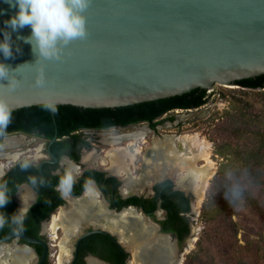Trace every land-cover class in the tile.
<instances>
[{
  "label": "water",
  "instance_id": "obj_1",
  "mask_svg": "<svg viewBox=\"0 0 264 264\" xmlns=\"http://www.w3.org/2000/svg\"><path fill=\"white\" fill-rule=\"evenodd\" d=\"M16 11L0 0V39L9 31L13 45V56L5 59L0 54V62L10 66L16 84L8 87L7 80H0V99L12 112L37 106L47 107L51 114L59 106L128 107L215 85L236 86L237 81L264 75V0H91L85 12L87 38L72 41L59 61L37 58L23 39L31 35L30 27L12 31L5 25ZM183 113L176 117L184 118L192 110ZM184 191L188 194L189 188ZM151 226L153 234L142 238L144 251L152 253L156 240H161L166 249L164 256L155 257V264H181L192 235L176 253L169 247L170 236ZM89 227L77 239L76 251L79 241L91 234L108 236L119 246L116 234ZM14 241L23 245L15 250L36 258L35 264L45 262L47 245L20 229L0 239V250ZM30 245L42 246V255L38 257Z\"/></svg>",
  "mask_w": 264,
  "mask_h": 264
},
{
  "label": "rangeland",
  "instance_id": "obj_2",
  "mask_svg": "<svg viewBox=\"0 0 264 264\" xmlns=\"http://www.w3.org/2000/svg\"><path fill=\"white\" fill-rule=\"evenodd\" d=\"M259 92L261 91H249L238 86L215 85L206 91L208 96L206 105L192 110V113L184 118L176 117L172 122L166 121L154 134L146 133L142 141L144 143L136 142L141 149L138 159L132 164L129 159L126 160L128 173L131 177L138 178L142 170H149L142 168L143 160L149 159L146 155L147 150L152 149L153 141L163 138H172L176 154L183 159L193 157V164L197 168L205 165L200 159V150L208 154L213 174L208 180L200 205H196V198L192 199L191 207L194 214L190 216V234L193 242L185 248L181 264H260L264 254V209L252 206L256 195L249 197L244 193L252 190L250 180L253 175L248 169L247 162L253 159L257 151L260 153V175H264V145L261 146L260 143L261 137H264V98ZM175 113V116L185 114L182 111ZM134 131L135 129H128L116 132L115 135ZM195 135L201 142L203 141L204 148L195 147L181 140L183 136ZM254 136L257 138L256 142L252 141ZM88 140L90 147L87 151L101 157L111 148L92 139ZM129 143L125 140L113 147H126ZM176 144L181 145V152ZM8 154L7 148L0 149V166L6 164L8 158L5 155ZM171 170L167 172L165 178L178 185V180L183 176L184 171L178 167ZM219 179L221 182L217 183ZM187 183L188 181L185 182ZM220 185L221 189L218 190L217 186ZM122 188L123 186L120 190H123ZM190 189L192 191V188ZM211 197L212 201L209 200ZM259 199L261 200V197ZM16 200L19 201L18 197ZM218 207L220 216L215 220L209 219L208 213ZM61 208L54 215H57ZM138 214L141 215L139 212ZM143 220L144 223L152 221L145 217ZM50 221L51 218L44 224L45 230L48 229L47 236H51L48 262L57 264L58 244L63 235L60 229L56 233L58 240L52 238L49 230ZM126 231L128 234L134 233L132 230ZM120 243L123 244L121 240ZM72 245L73 239L65 246L69 252L72 250ZM19 246L23 245L14 241L3 246L2 249L8 247L12 249L9 252H13ZM127 252L130 254L127 264H134L132 256L135 249L129 247ZM27 256L32 258L28 253ZM67 256L65 264L69 262ZM36 261V258H32L28 264H35Z\"/></svg>",
  "mask_w": 264,
  "mask_h": 264
},
{
  "label": "flooded vegetation",
  "instance_id": "obj_3",
  "mask_svg": "<svg viewBox=\"0 0 264 264\" xmlns=\"http://www.w3.org/2000/svg\"><path fill=\"white\" fill-rule=\"evenodd\" d=\"M175 112L176 111H169L161 115L160 117L155 118L153 122L157 123L156 127L164 125L165 122L168 121L166 120V117L167 119L176 118V116L174 115ZM134 116L137 117L136 115ZM123 119L124 118H119V116H116L114 114V116L110 117V120L113 121L114 123L116 122L115 125H112L104 129L77 128L68 133H64L62 134V136L58 137V134L62 132V130L58 129L56 120L54 118H51L50 121H47L48 123H46V125L42 124V121L37 120V122L40 125L36 127V130L34 131L20 132V131L10 130L9 133L0 136V149H2L3 147L7 148L9 151L8 155L17 156L16 159L14 160L12 158H8L6 164H2L0 166L1 167L0 181L8 172L14 170L13 171L14 175L11 176L8 179V181L10 188L9 189L10 197L12 198V201L15 203V209H14L15 213L19 210L18 207L20 208V205H18L19 202L16 200V198L18 197L21 190H26L30 194V199L27 201L25 205L26 211L23 215H25L35 205L39 195L46 194V192L48 191L51 190L54 191L57 194L58 198L62 200V204L59 205L56 208V210L48 216L47 219L41 221L36 230V238L34 239L41 240L44 244L47 245L48 248V255L43 264H49L48 262V258L50 255L49 241H51V236L50 237L47 236L48 229L45 230L44 224L48 222L50 218H52L51 216L54 215L60 207L62 208L67 207L70 201H75L80 199L89 187L94 188V191L98 195V199L102 201L103 207L107 212L119 214L120 210L129 207V205L128 206L124 205V202L127 199L136 198V199H140L141 201L149 200L154 195V187L156 185L165 182H170V186H169L170 193H174V192L181 193L186 201V205H188L187 211L184 210L185 208L184 205H180V204L176 205L175 209L178 210L177 212L178 217L183 220L177 221L171 225L169 224V227L171 226L173 231L165 232L163 230L164 227L163 223L167 222L168 214L164 210L158 208L157 206L154 208L150 216L146 215L141 210L140 207H135V206H130V207L136 208L138 210L136 213L139 212L145 218L151 219L152 221H150L149 223H151V225L153 224L156 225L159 228V232L161 234L170 236L169 247H172V250H174V252L180 253L183 251L185 242L190 236V216L193 215L192 214L193 208L191 207L193 197L190 188L188 194H186L184 191L185 189L179 187L178 185H175L168 178H165L167 176L166 173L163 176L160 175L157 176V174H155L156 176L152 178V181H156L155 184L153 185L151 184L149 187H146L147 189L145 188V190L142 193L139 194L123 193L122 190H120V187L123 186L125 177H131L129 173L128 176L127 175L118 176L114 172L103 167L100 164V158H101L100 155H97V158L94 162L86 163L84 161V159L88 156V154L94 153L87 151L90 147L88 139H92L93 141L99 142V144H101L100 143L101 135L110 134V133L111 134L113 133V135H115L116 132H120L128 129H136L140 127L145 128L147 133L154 134L157 132L149 128L148 124L143 121L129 123L127 125H120L119 121ZM90 120L96 123H103L107 119L97 117V118H91ZM22 122H23L22 124L27 125L28 127L31 121L28 119H22ZM13 123L14 121L12 122V124ZM74 126L75 123L74 125L73 124L68 125L64 130L71 129ZM148 129H150V131H148ZM74 137L78 138L80 141L79 142L75 141ZM6 140H11L12 144L9 145V143H5ZM6 144L7 147H5ZM136 147L137 146H135V148ZM176 147L178 148L179 152H181L182 150L181 145L176 144ZM135 148L134 147L131 148L130 153H132V151ZM153 154L154 153L152 152L151 149L147 150L146 152V155L149 156L150 158L154 157ZM103 157H105V154L103 155ZM25 162H27L29 164V167H31L32 169L29 168L22 169L21 165ZM145 167L146 166H144V168ZM68 172L72 173L73 182L68 194L62 195L59 189L60 181ZM161 178H165V179L159 180ZM33 179L37 181L36 185H33L31 183V180ZM41 181H43V184L40 183ZM89 226H90L89 224L84 223L80 227L81 228L80 232L75 231L72 235H70L67 243L73 239V245H72V250L70 252L68 251L69 254L67 256V259H69V262L67 264H81V263L88 264L89 261H93L95 264H112L109 261L102 259L97 254H92L88 251H83L81 253L79 252V244L81 240L87 236L83 237L79 241L78 249L76 251L77 239L81 234H84L91 230V227ZM129 230L133 231L134 229L132 227V229ZM127 234L128 232L125 233V235ZM54 239L58 240V236L55 235ZM109 239L111 240V238ZM18 242L21 243L20 241ZM67 243L64 246H66ZM113 244L115 248L119 251L120 264H127V261L130 258V254H128L127 252L129 247L124 245V243L123 244L119 243V246L114 242ZM39 247L42 248V253H43V247L42 246ZM30 248L36 254L35 250L31 247V245ZM145 260L146 259H144L143 261L145 262V264H150L149 261H145Z\"/></svg>",
  "mask_w": 264,
  "mask_h": 264
},
{
  "label": "trees",
  "instance_id": "obj_4",
  "mask_svg": "<svg viewBox=\"0 0 264 264\" xmlns=\"http://www.w3.org/2000/svg\"><path fill=\"white\" fill-rule=\"evenodd\" d=\"M235 85L239 88L249 91H261L259 93H262V96L264 98V75L237 81ZM207 98L208 96L206 91L195 89L181 96H175L168 99L114 109H83L72 106H59L57 107L56 113L51 114L48 108L45 106L23 108L12 112L11 123L8 125L6 130L0 132V136L9 133L10 130L20 132L34 131L36 130V127L40 125L37 120L42 121V124L46 125V123H48L47 121H50L51 118H54L56 120L58 129L62 130V132L58 134V137L77 128L104 129L115 125L116 122L114 123L110 120V117L114 116V114L116 116H119V118H124V121H119L120 125H127L129 123L143 121L148 124L149 128L154 130L157 125V123L153 122L155 118L160 117L161 115L169 111L185 112L188 110H197L206 105ZM134 115H136L137 117H135ZM97 117L107 120L103 123H96L90 120L91 118ZM22 119H28L31 121L28 127L27 125L22 124ZM13 121L14 123L12 124ZM168 121L172 122L173 118H168ZM74 123V127L68 130H64L68 125H74ZM74 138L75 141H80L78 138ZM256 140L257 138H255L254 136V139L252 141L256 142ZM260 143L261 146L264 145V137H261ZM259 154L260 153L257 151L254 154L253 159H249L247 162L248 169L253 175V178L250 180L252 190L249 191L250 193H244L249 197H252V195H256V200L252 201V206L255 208L262 207L264 209V175H260L261 164L259 161ZM28 168L32 169L31 167ZM13 171L14 170L8 172L0 181V183H7L8 188V179L14 175ZM220 182L221 179H219V182L217 181V183ZM169 186L170 182L156 185L154 187V195L151 197V199L141 201L140 199L129 198L124 202V205L140 207L141 210L149 216L156 206L164 210L168 214V220L167 222L163 223V230L165 232H171L173 231V229L171 228V226L169 227V224L171 225L177 221L183 220L178 217V210L175 209L176 205H184L185 211L188 210V205H186V201L181 193H170ZM217 188L218 190L221 189V185L217 186ZM259 197H261V200L259 199ZM173 199H175L176 201ZM211 199L212 197L209 200L212 201ZM61 204L62 200L58 198L57 194L52 190L48 191L46 192V194L39 195L35 205L25 215H23V219L20 224H14L11 222L10 216L15 214V203L10 197L7 205L3 209H0V215L6 216L7 218V222L2 227H0V238H3L12 229H20L28 237L36 238V230L39 223L47 219L48 216L53 213ZM219 210L220 208L218 207L211 211V213H208L207 216L209 217V219H217L221 213ZM31 247L35 250L38 256H41L42 248L36 245H31ZM83 251L97 254L102 259L109 261L112 264H120L119 251L115 248L113 242L104 235L92 234L83 238L79 244V252L81 253ZM260 264H264V254L262 256Z\"/></svg>",
  "mask_w": 264,
  "mask_h": 264
},
{
  "label": "bare ground",
  "instance_id": "obj_5",
  "mask_svg": "<svg viewBox=\"0 0 264 264\" xmlns=\"http://www.w3.org/2000/svg\"><path fill=\"white\" fill-rule=\"evenodd\" d=\"M146 133L147 131L145 128H136L135 131L131 133L129 132L121 135H113L110 133L101 135L100 143L111 146V148L105 153V157L100 158V163L118 176H128V164L126 160L129 159L132 164L138 159L141 149L137 146L136 142H142ZM125 140L130 142L126 147H113ZM181 140L184 143L187 142V144L195 145V147L197 146L198 148L204 146L202 144L203 141L201 142L197 138V135L183 136ZM5 143L11 145L12 141L6 140ZM135 146L137 147L135 148ZM5 147H7V144ZM133 147L135 149L130 153V149ZM151 150L154 153V157H149L147 161L144 159V165L142 166L143 169L148 168L149 170H142V173L140 172L141 174H139L138 178L125 177L122 192L142 193L146 187L151 185L153 182L152 178L156 176L155 174H157V176H163L169 170L172 171V168L178 167L184 171L183 176L178 180V186L183 189L192 188V193L197 200L196 205H200L203 200L208 180L213 174L212 163L208 158V154L205 151L200 150L199 156L200 159L205 162V165L197 168L193 164V157L183 159L176 154L172 138H165L162 141H153ZM5 156L7 158H12L13 160L17 157L10 155ZM96 158L97 155L92 153L89 154L84 161L86 163H91L94 162ZM144 166L146 167L144 168ZM186 181H188V185L185 184ZM29 199V192L21 190L18 195L20 209L23 207V204L25 209V205ZM84 223L101 226V228H104L112 234H116L119 241L121 240L126 246L134 248L135 253L132 256L134 264H145V262H143L144 259H146L145 261H149L150 264H155L157 263L155 262L157 261L155 259L156 256H164L166 245L161 240H156L157 244L154 245L152 253L147 254L146 251H144L147 246H145L146 244L142 241L143 235L153 234V228L150 223H144L142 216L132 209L122 210L119 214L107 212L103 207L102 201L98 199V195L94 191V188L89 187L80 199L70 201L67 207L61 208L57 215H53L51 218L49 228L52 238H55L58 229H61L63 232V238L58 244L59 255L57 257V264H65V259L69 252L64 245L67 243L70 235L79 230ZM132 227L134 233L124 236V233L128 232L126 230L132 229ZM9 251H12V249L8 247L0 250V264H28L31 260L23 250ZM153 257L154 259H151ZM88 264L95 263L89 261Z\"/></svg>",
  "mask_w": 264,
  "mask_h": 264
},
{
  "label": "clouds",
  "instance_id": "obj_6",
  "mask_svg": "<svg viewBox=\"0 0 264 264\" xmlns=\"http://www.w3.org/2000/svg\"><path fill=\"white\" fill-rule=\"evenodd\" d=\"M10 7L17 11L5 25L12 31L31 28V35L25 37L24 42L32 45V50L37 58L45 61H59L63 49L74 40L87 38V26L85 12L91 4V0H5ZM19 38V37H18ZM17 51L19 49L17 48ZM0 54L5 59L13 56L11 32L3 31V39H0ZM13 71L10 66L0 62V80H7L8 87H15V82L10 78ZM41 83V81H37ZM12 120V109L0 99V132L7 129ZM27 162L21 165L27 169ZM73 182L71 172L61 179L59 189L62 195H67ZM37 184L35 179L31 180ZM43 184V181L40 182ZM22 199V198H21ZM10 200V190L7 183H0V209H3ZM23 203V200H22ZM24 204L15 214L10 216L11 222L20 224L23 219ZM7 222L6 216L0 215V227Z\"/></svg>",
  "mask_w": 264,
  "mask_h": 264
},
{
  "label": "built area",
  "instance_id": "obj_7",
  "mask_svg": "<svg viewBox=\"0 0 264 264\" xmlns=\"http://www.w3.org/2000/svg\"><path fill=\"white\" fill-rule=\"evenodd\" d=\"M177 112V111H176Z\"/></svg>",
  "mask_w": 264,
  "mask_h": 264
}]
</instances>
